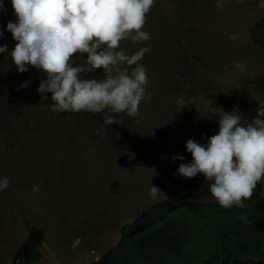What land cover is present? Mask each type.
Segmentation results:
<instances>
[{
  "label": "rangeland",
  "instance_id": "374dc122",
  "mask_svg": "<svg viewBox=\"0 0 264 264\" xmlns=\"http://www.w3.org/2000/svg\"><path fill=\"white\" fill-rule=\"evenodd\" d=\"M0 3V46L8 48L0 53V182L8 179L0 189V264H106L133 241L132 260L123 264L184 263L189 252L219 241L243 254L224 264H264V190L238 217L218 209L219 216L195 223L169 217L206 202L221 207L209 192L212 181L202 173L182 177L177 167L193 160L188 139L206 147L218 134L220 111L238 109L243 126L257 118L264 0H223L222 8L217 0H154L142 28L150 39H123L114 50L149 49L138 61L148 76L139 115L113 113L119 125L104 123L107 110L54 111L50 92L41 101L37 88L46 74L31 65L17 71L10 56L17 41L6 28L17 17L11 0ZM72 65L87 66V53H76ZM136 66L119 64L107 74L97 68L79 78L99 82L115 77L116 67L131 75ZM152 185L162 191L150 195Z\"/></svg>",
  "mask_w": 264,
  "mask_h": 264
},
{
  "label": "clouds",
  "instance_id": "9594fccd",
  "mask_svg": "<svg viewBox=\"0 0 264 264\" xmlns=\"http://www.w3.org/2000/svg\"><path fill=\"white\" fill-rule=\"evenodd\" d=\"M17 22L9 21L8 31L17 43L10 52L18 72H26L27 65L42 70L46 79L40 81L37 92L41 101L52 93L51 107L57 112H81L104 114L106 125L121 124L113 113L139 115V104L144 98L148 76L138 61L149 51L141 48L132 55L114 51L123 39L135 43L148 41L150 33L142 31L146 14L154 0H11ZM216 6L222 8L223 0ZM264 7V3L260 5ZM3 4L0 3V9ZM134 33V34H133ZM2 35V33H0ZM230 39H237L235 34ZM106 46V48H105ZM103 49V50H102ZM8 52L7 45L0 46V53ZM76 53H87V66L72 65ZM126 63L137 65L128 73L127 68L116 67V76L106 75L96 79H80L82 72L102 68L112 73L113 67ZM235 67L243 70L240 62ZM8 70V69H7ZM27 86V81L17 90ZM183 105V101H180ZM257 118L243 126L241 116L220 111L218 134L208 138L207 146L188 139L186 150L193 160L180 164L177 172L185 178L202 173L206 181H212L208 189L222 207H243V200L250 198L252 190L264 177V101L259 102ZM184 159L183 156L172 157ZM8 185L7 177L0 182V189ZM34 187V191H38ZM150 189V195L160 192ZM243 219V216L241 217Z\"/></svg>",
  "mask_w": 264,
  "mask_h": 264
},
{
  "label": "flooded vegetation",
  "instance_id": "af4514ba",
  "mask_svg": "<svg viewBox=\"0 0 264 264\" xmlns=\"http://www.w3.org/2000/svg\"><path fill=\"white\" fill-rule=\"evenodd\" d=\"M262 182H264V180L257 183L255 188L252 190L251 197L254 196L255 194H257L260 190H264V183H262ZM251 197L244 199L242 201L243 207H237V206L233 205L232 207H229V208H225L222 206L220 208H212L206 202L205 203L206 207H204L203 209H200V208H194V209L191 208L190 209V206L184 207L183 209H179L177 211L175 210L171 214V216H169V217L170 218L180 217L183 221L188 220L189 223L190 222L195 223V222L202 220V219H206V220L211 219L210 214L217 212V209H218V211H220L219 212L220 216H226L227 217V215H229V216L236 215L238 217V215H240L244 211V207L247 204V202L251 199ZM209 201H211V200H209ZM219 214L217 212L215 216H219ZM160 222H162V221H160ZM161 225L162 224H159L158 227L156 226V228L160 229L162 227ZM189 232H190V229H189ZM136 243H137L136 241L126 243L122 247V249L118 252L119 255L117 257L114 256L108 262H110V264H123L124 259L128 258V259L132 260L133 253L131 251V248ZM217 244H219V245H217L216 247L214 245L212 249L207 247L206 249H202V250L198 249L195 251H191V252H189V256L185 257L187 259L184 263L183 262H176V263L177 264H182V263L183 264H224V261H223L224 258L225 259L226 258L231 259V258H236V256H238V253H239L238 250L230 252L227 249L231 246L226 247V244H224L220 241ZM195 248H200V246H196ZM258 251L259 250L252 252V253L244 254L245 255L244 257L246 258V255L260 254V252H258ZM239 254L243 255L242 253H239ZM228 259H226V260L228 261ZM254 259L255 258L250 259L252 262H248V263H254V261L256 262V259L255 260Z\"/></svg>",
  "mask_w": 264,
  "mask_h": 264
},
{
  "label": "trees",
  "instance_id": "16d2710c",
  "mask_svg": "<svg viewBox=\"0 0 264 264\" xmlns=\"http://www.w3.org/2000/svg\"><path fill=\"white\" fill-rule=\"evenodd\" d=\"M166 174L169 175V177L173 178L175 176V173H171L170 171L166 170Z\"/></svg>",
  "mask_w": 264,
  "mask_h": 264
}]
</instances>
